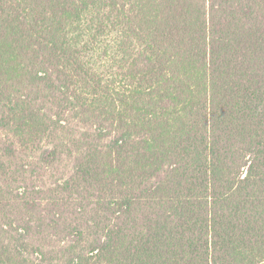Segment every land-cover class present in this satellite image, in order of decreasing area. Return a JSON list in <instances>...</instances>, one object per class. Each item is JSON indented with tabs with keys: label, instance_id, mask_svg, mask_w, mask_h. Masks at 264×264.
<instances>
[{
	"label": "trees",
	"instance_id": "16d2710c",
	"mask_svg": "<svg viewBox=\"0 0 264 264\" xmlns=\"http://www.w3.org/2000/svg\"><path fill=\"white\" fill-rule=\"evenodd\" d=\"M0 264H264V0H0Z\"/></svg>",
	"mask_w": 264,
	"mask_h": 264
}]
</instances>
